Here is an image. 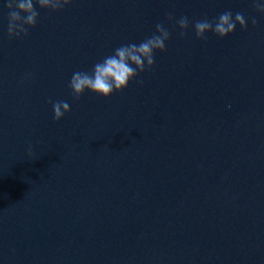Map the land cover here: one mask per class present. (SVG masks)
<instances>
[{
  "label": "water",
  "instance_id": "95a60500",
  "mask_svg": "<svg viewBox=\"0 0 264 264\" xmlns=\"http://www.w3.org/2000/svg\"><path fill=\"white\" fill-rule=\"evenodd\" d=\"M36 7L37 26L10 39L0 3V264H264V15L254 0ZM228 11L246 31L196 37L197 21ZM169 14L188 18L184 35ZM157 24L171 39L153 69L108 100L73 97L74 72ZM57 101L71 108L59 123Z\"/></svg>",
  "mask_w": 264,
  "mask_h": 264
},
{
  "label": "clouds",
  "instance_id": "9594fccd",
  "mask_svg": "<svg viewBox=\"0 0 264 264\" xmlns=\"http://www.w3.org/2000/svg\"><path fill=\"white\" fill-rule=\"evenodd\" d=\"M4 0H0L3 3ZM74 0H6L8 9V36L10 39H21L28 36V29L37 26L39 15L37 7L42 10L59 12L66 7H71ZM259 13L264 15V0H254ZM170 23L174 22L184 35L189 30V20L182 17L176 20L172 14L167 17ZM253 26L257 21L252 19ZM237 25L247 30L248 23L240 13L224 12L214 21L207 19L197 21L194 25L196 37L205 40L208 34H214L220 39H228L235 35ZM171 39L170 32L162 25L157 24L156 33L146 40L128 43L116 48L114 53L94 65L91 71H76L72 74L69 88L74 98L79 99L91 93L105 100L117 93L125 92L133 81H139L140 76L155 67V54L165 53L166 45ZM32 73L25 74L24 80L32 78ZM142 84L143 82L140 81ZM54 119L61 122L66 115L71 113V108L66 101H57L52 104ZM231 108V105H229Z\"/></svg>",
  "mask_w": 264,
  "mask_h": 264
}]
</instances>
